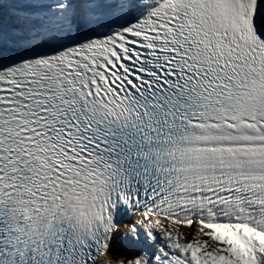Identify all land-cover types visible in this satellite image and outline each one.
<instances>
[{
    "label": "snow or ice",
    "instance_id": "obj_1",
    "mask_svg": "<svg viewBox=\"0 0 264 264\" xmlns=\"http://www.w3.org/2000/svg\"><path fill=\"white\" fill-rule=\"evenodd\" d=\"M0 264H264V0H0Z\"/></svg>",
    "mask_w": 264,
    "mask_h": 264
}]
</instances>
